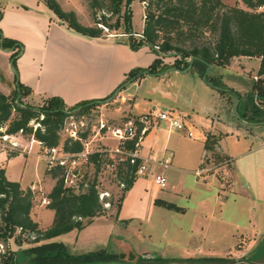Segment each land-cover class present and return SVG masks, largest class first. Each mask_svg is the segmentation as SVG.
Instances as JSON below:
<instances>
[{"label":"rangeland","instance_id":"rangeland-1","mask_svg":"<svg viewBox=\"0 0 264 264\" xmlns=\"http://www.w3.org/2000/svg\"><path fill=\"white\" fill-rule=\"evenodd\" d=\"M60 7L67 13L76 14L81 24L85 26H92L102 28L104 38H111L113 41H132L136 42L142 39L141 31L145 27V14L148 11L144 5V0H132L130 6L127 0H121L120 10L112 13L110 9V0H56ZM224 3L234 5L240 0H222ZM241 6H244L241 3ZM0 11L2 13V20L0 21V77L4 76L9 79L18 78L22 71L29 72L34 79L60 80L68 77L67 68L61 64L63 62V55L55 57L49 53L53 48V31H47L46 18L57 17V14L46 4L44 0H0ZM129 12L130 22L125 19L126 14ZM60 19V18H59ZM61 20V19H60ZM122 21V27L118 28V21ZM63 21V20H61ZM100 21H108L112 27H108ZM69 28L67 22L63 21ZM132 27L130 33H126V27ZM72 32H76L69 28ZM77 33V32H76ZM205 41H214V37L210 34L206 35ZM88 41L87 48L89 57L92 60L87 63L82 62V70L90 78H95L102 90L106 91L107 86L111 83L109 71L118 75L116 65H112L111 59L115 58L118 54L113 48L107 46V43L102 45L91 44L90 37H84ZM9 40L16 41L18 48H21V57L23 66L19 65V58L13 66V48L8 42ZM103 43L102 41H98ZM105 42V41H104ZM109 45V44H108ZM152 49V48H151ZM13 50V51H12ZM12 51V53H9ZM153 51V49H152ZM52 52V51H51ZM154 52V51H153ZM155 53V52H154ZM127 54L123 50L120 51L121 57L127 58ZM156 54V53H155ZM118 56V55H117ZM158 56V55H157ZM161 59L168 61V65H172L177 55L171 52L168 56H160ZM260 58L242 56L235 59L230 65L229 70L226 71L225 88L236 91L235 87H239L237 83L242 84V91L238 92L245 99L249 94L253 93V85L256 81L254 76L257 75L260 66ZM115 67V70H114ZM26 68V69H25ZM217 73L223 71L222 67L216 66ZM120 69V68H119ZM221 70V71H220ZM122 70L120 69V72ZM132 70L128 71L127 79H125L119 86L109 92L110 96L103 104L93 107L89 111L82 112L77 118L86 119L90 123L91 131L95 129L98 124V119L101 118V113L104 111L109 116L113 115L112 112L120 104L119 98L122 95L134 94L137 100L141 103L138 112L147 113L151 111L154 106L157 109H163L164 106H171V103L163 98V92L169 91L170 85L168 82L161 81L160 77H151L149 74L140 76L142 80L141 86H134L128 80ZM145 70L143 72H146ZM175 75V74H173ZM216 75V74H214ZM175 77H177L175 75ZM49 81V80H48ZM129 83V84H128ZM203 83L208 85L204 79ZM185 91H193L190 79H186L183 84ZM177 86V85H176ZM205 87V86H201ZM210 87V88H209ZM212 98H208L210 109L205 107L204 103L197 104V100H204V92L200 87L196 88V96L192 105H187L181 102L179 110L183 112L189 111L190 122L192 124V131L195 138L187 136L185 130H179L174 134L171 142L168 144L174 150V165L180 169H165L164 174L167 177V187L160 188L154 182V177L150 178L151 185L149 190L157 188L161 195L166 196L168 200L177 204L178 206H186L189 208L187 215L183 216L176 210L168 208H156L151 211L144 221L139 220H119L116 214L119 199L121 198V189L111 180L109 175H105V179L99 182L100 189H108L111 195L115 198V204L108 209L107 216H100L95 218L91 223L87 224L82 229H75L65 234L59 235L52 239V241L63 242L68 250L73 254H82L93 252L99 249H106L111 253H119L122 251L130 250L135 255L133 261H127L117 264H148L138 261V259L151 255L152 257H161L165 260L172 261L170 263H157L152 264H187V260L192 259L196 262L189 264H219L217 261L205 262L199 261L201 254L196 250L198 245H204L206 249V257H223L226 249L233 244L239 243L241 239L235 241L234 238L225 237L220 240H204L200 237L193 235L192 232H182L180 227L185 229L193 226L195 210L197 206L199 186L206 183L207 186H220L222 182H229L232 188L240 189V176L243 175L250 181L254 180L255 171L253 163L262 158L264 155V148H259L250 155H241V153L251 147H257L259 140L263 138L264 131L260 132L257 126H242L240 130L236 126L229 129L227 126L223 128L224 134L219 137L217 134L218 129L224 127L222 120L227 121L228 113L224 112L220 106V91L209 86ZM218 87V86H217ZM0 85V90L4 88ZM18 85L12 84L11 94L17 90ZM225 89L223 87H219ZM183 89V88H182ZM91 91L85 93L90 94ZM225 101L228 102L231 109V118L238 121L241 120L239 116V105L237 106V98L228 94L224 95ZM204 98V99H203ZM118 99V100H117ZM45 99L39 102H32L28 98L24 101L31 104H43ZM117 100V102H114ZM203 101V102H204ZM213 101V102H212ZM195 105V109H192ZM220 106V107H219ZM237 107V108H236ZM242 107V106H241ZM242 109V108H241ZM240 109V110H241ZM194 110V111H193ZM211 111H214L213 114ZM235 114V115H234ZM108 118V117H107ZM109 123L122 122L123 118L118 117L108 118ZM240 119V120H239ZM165 123V121H163ZM168 123V122H167ZM34 124V122H31ZM264 127V126H259ZM163 129V126L161 127ZM160 131L158 138L152 141L154 152L156 155H163L165 152L164 144L166 140V131ZM217 134L215 154H212V171L213 173L205 174L203 177L196 175V170L200 169L203 162V152L205 150L203 140L209 132ZM229 132V133H228ZM94 133V132H93ZM92 136L89 134V137ZM66 135H62V140ZM12 141L18 142L17 155L12 156L11 152L15 149L4 148L3 142L0 139V168L6 169L7 177L12 181H19L22 183L24 189L31 188L34 193V205L32 209V216L37 221L42 230L48 229L55 218V211L49 209L48 204H43L42 199L48 197V194L54 187L56 180L52 178L48 172L47 161L41 157L44 150L40 149L37 144L32 147L31 152H23L22 149L31 148V137L17 134L12 137ZM103 141H108L103 140ZM103 141H95L94 145H102ZM10 141L7 142L10 145ZM263 149V150H262ZM222 151L229 158L220 152ZM206 166H209L206 164ZM87 174V181L89 184L94 180V169L90 166L84 169ZM238 175V176H237ZM239 178V179H238ZM226 186V185H225ZM83 188L74 189L80 191ZM84 190V189H83ZM212 194V193H211ZM230 197L233 201V193L226 192L225 195ZM222 195V199H223ZM226 198V197H225ZM228 214L227 206H220L216 204V214L219 215L221 210ZM241 223L244 218H241ZM4 227V223L0 218V228ZM18 232L8 237L6 240H0V264H9L7 259L13 256L12 264H30L29 260L23 252L32 247L34 244L30 240L22 239V245L17 241ZM210 245V246H209ZM214 246V247H213ZM212 247L211 251L208 250ZM208 250V251H207ZM232 261H246L247 255L238 256L235 254H228L225 256ZM137 260V261H136Z\"/></svg>","mask_w":264,"mask_h":264},{"label":"trees","instance_id":"trees-1","mask_svg":"<svg viewBox=\"0 0 264 264\" xmlns=\"http://www.w3.org/2000/svg\"><path fill=\"white\" fill-rule=\"evenodd\" d=\"M57 16L68 23L69 28L77 33L90 37H103L102 28L85 26L80 23L76 14L65 12L56 0H44ZM132 0H127L130 6ZM148 2L146 21L142 39L130 41L131 48L138 50L143 45L150 46L158 55L152 65L147 68L149 74H159L172 67L178 70H186L195 59L191 70L204 77L208 65L213 67H226L242 56L258 57L261 59L257 75L258 81L254 82L253 93L245 99L240 93H235L239 99V116L242 119L258 122L264 121V0H240L234 5L224 3L222 0H144ZM241 3L244 6H241ZM121 0H110V11L116 13L120 10ZM2 13L0 11V20ZM125 19L130 22L129 12ZM122 21H118L117 27H122ZM100 23L112 27L108 21ZM132 27H126V33H130ZM210 34L214 41H205ZM13 48V66L21 53V48L16 41L8 42ZM176 53L177 58L172 65L163 62L160 56H168ZM145 69L136 68L130 73L128 80L138 79ZM132 79V80H133ZM208 81L218 87L225 85L216 81L210 74ZM32 93L30 87L18 83V88L11 95L0 92V139L4 134L34 137L43 141L47 147L63 145L68 153H77L84 149V144L79 140L65 138L62 140L61 130L65 121L71 115L79 117L82 112L89 111L102 101H82L73 107H68L61 98L49 97L43 104L26 103L24 100ZM224 94L234 96L232 92L223 91ZM255 94L259 101L256 103ZM20 97L19 103L17 102ZM242 106V107H241ZM242 108V109H241ZM241 109V110H240ZM243 110H245L243 112ZM34 122V124H31ZM37 125V126H35ZM87 138L88 133H82ZM214 142L208 141L207 148L214 149ZM17 151L11 155L16 156ZM94 160H97L94 158ZM101 164L95 161L96 175L100 171ZM137 165L126 164L125 169L119 173V178L126 183L121 190L116 214L121 210L123 200L138 178L136 176ZM56 183L48 199V208L55 211L52 225L42 230L32 216L34 205V193L31 188L24 189L19 181H12L6 175V169L0 168V218L4 227L0 228V240H6L18 232L17 241L22 245V239L26 238L34 245L26 249L23 254L30 264H117L135 259L130 250L119 253H111L106 249L93 252L73 254L63 242L52 241L55 237L75 229H82L95 218L107 216L108 209L100 200L99 189L96 187L97 178L87 187L75 191L65 185V168L55 166L48 170ZM111 207L115 204V198H110ZM157 205L165 208L184 211L175 203L157 199ZM13 256H9L7 263L12 264ZM217 261L219 264H236V261L225 257H206L199 261ZM137 261V260H136ZM143 263L152 264L170 263L161 257L138 259ZM196 260L189 259V264ZM247 264V263H239Z\"/></svg>","mask_w":264,"mask_h":264},{"label":"crops","instance_id":"crops-1","mask_svg":"<svg viewBox=\"0 0 264 264\" xmlns=\"http://www.w3.org/2000/svg\"><path fill=\"white\" fill-rule=\"evenodd\" d=\"M45 21L47 24V31L49 32V30L52 29L54 35V38L52 39L54 46L49 51V53L55 57L64 54L63 62L61 65L64 68H67L68 77L66 79H60L56 81L48 78L49 81H46L42 78L34 79L32 75L29 74V72L22 71L20 77L18 78L9 79L4 76L0 77V85L4 88V91L0 90L1 93L5 95H11L12 84L17 86L18 83L21 82L31 88L32 93L27 98L32 102H39L42 99H47L53 96L61 98L68 107H73L82 101H102V99L107 98V96L105 95H108L110 91L115 89L125 79H127L128 71L136 68H142L146 70L158 57L157 54H155L152 51L151 47L148 45H143L138 50H134L131 48V45L128 41H113V39L111 38L104 37L94 38L93 40L90 39L92 42L91 44L102 45L104 43H107V46L113 48L118 53V56L116 55L115 58L111 59L112 65L117 66L116 70L114 67V70L118 71V75L113 72V68L111 72L109 71L111 83L107 86V90L104 91L102 90L104 88L97 84L95 78L88 77L85 72L81 69L83 59L85 63L92 60V58L89 57L87 51V48L89 46H87V39H84L85 36L76 32H72L65 25V23H63V21H61L57 17H50L48 19L46 18L44 22ZM141 32H143V30ZM98 41H102L103 43H99ZM121 50H123L125 53H128L127 58L121 57V55H119ZM12 51H10L9 53H12ZM18 58L19 65L22 68L23 61L21 55ZM165 59L164 61L167 64L168 61H166ZM119 68L122 70L121 72ZM229 68L230 65L222 67L221 70L223 69V71L220 70L221 72L217 73V68L212 66L209 75L212 74L218 82H221L223 84L224 82L227 83L225 73L227 70H229ZM182 71L185 70L178 71L175 70L174 67H172L159 74H149V72L146 71L140 74V76L149 74L151 77L158 76L160 77L161 81L168 82V85H170V87L172 88H170L169 91L163 92V98L169 103H171V106L166 105L163 109L170 110L173 113L181 116L183 121L187 124L188 128L192 130V124L189 120V111L183 112L179 110L178 107L180 103L184 102L189 106L192 105L196 96V88L198 87L203 90L204 98L206 99L205 101L198 99L197 104L204 103L205 107L207 109H210V107H208L210 101L208 100V98H210L209 96L214 98V96L210 94V92L208 91L209 89H206L210 85H205L203 83L204 77H201L198 72L192 71L191 68L186 72ZM173 74H175L177 77H175V75ZM186 79H190L191 81V86L193 89V91L191 92L184 90L183 84ZM141 83L142 80L140 79V77L138 79H133L130 82V84L136 87L141 86ZM237 85L239 87H235L236 91H242V84L237 83ZM218 90L220 91L219 105L222 106L224 112L228 113L227 121L222 120V125L224 127H222V129H218L217 134H219V137H221L225 133L223 131V128H225L226 126L229 129L236 126L240 130L243 129V125L246 126L247 129H249L248 126H257L258 128H260V132L264 131V127H259L264 126V121L251 122L241 118V120L239 119L240 121H238L237 123V120L235 118H231L230 105L227 101H225L226 97H224L225 94L223 93V91L232 92L236 98L237 95L235 93L237 92L232 91L228 88ZM89 91H91L92 93L85 94ZM117 100H115L114 102H117ZM119 101L120 104L112 112V116H109L104 111L101 113V117H103L104 120L109 122L108 118H112V120H115L114 118L118 117H122V120H126L130 116H138L143 114L141 112H138L141 103L137 100V97L134 94H123L122 98H119ZM104 102H102L101 104H103ZM192 107V109H195V105ZM153 108H156V106H154ZM244 111L245 110H243V112ZM211 112L215 114L214 111ZM162 126L163 129H161ZM158 130L166 131V140L163 148L165 149V152L170 151L173 153L174 156V150L170 148V145L168 143L171 142V139L173 138L174 134H177V132H179V130L181 129L171 128L167 122L164 123L163 121H161L158 124L153 125L149 134L147 135V138L145 139L143 148L141 150V155L143 157L155 154L152 141L158 138V134L160 132ZM184 134L188 136L187 129L185 130ZM217 134H213L212 131H210L209 134L205 136L202 142L204 148L209 151V166H212V154H215L214 151H216V148H207L206 143L208 141H213L214 144H216L218 137L215 136ZM103 143L108 145H114L115 141L108 140L103 141ZM259 148H264V136L259 140V145L257 147L248 148L244 150L241 155L253 154V152H255V150ZM220 152L226 157V154H224L222 151ZM261 157L262 158H259L258 161L253 163L255 171L253 181H250L243 175L240 176L241 190L232 188L229 182L225 183L226 186L222 182V184L217 187L207 186L206 183H204V185H200L198 188L199 193L197 206L194 213L195 216L193 226L186 229L181 226L180 230L182 232H192L193 235H196L204 240L216 241L224 239L225 237H232L235 241L241 239L239 243L229 246L228 249H226V253L224 255L226 256L228 254H235L241 257L247 255L246 261H248L249 263L264 264V155H261ZM228 159L229 158L226 157V160ZM174 168L180 169L179 167L174 165L173 159V163L170 169ZM161 170L162 169L152 165L150 167V171L147 174L139 176L136 179L133 186L127 192L123 200L121 210L117 215L119 220L144 221L147 218L148 214L154 209L165 208L155 203L157 199L166 202H171L166 198V196L161 195V193L158 192L157 188L151 191L149 190L151 185L150 178H153L154 174ZM226 192L233 193V201H230L229 194L225 195ZM222 195L224 197L223 199ZM218 203L220 204V206H224V208L227 206V210H230V212L228 214H225L222 208L221 213L217 215L216 204ZM180 207H182L184 211L177 212H179L183 216L187 215L189 212V208L186 206ZM241 218H244L243 223H241ZM211 249L212 247L208 248V250L210 251ZM196 250L200 253H203L201 254L200 258H206L205 255H214L205 254L204 251L206 249L204 248V245L201 244L196 247Z\"/></svg>","mask_w":264,"mask_h":264},{"label":"built area","instance_id":"built-area-1","mask_svg":"<svg viewBox=\"0 0 264 264\" xmlns=\"http://www.w3.org/2000/svg\"><path fill=\"white\" fill-rule=\"evenodd\" d=\"M147 7L148 2L144 1ZM146 18V14H145ZM254 79L258 81L259 76L255 75ZM256 103L259 105L257 94H255ZM71 115L65 121L64 127L61 130V135H66V138L72 140H79L84 144V149L77 153H68L64 150L63 145L55 147H47L46 144L31 137V148L22 149L23 152H31L32 147L37 144L44 152L41 155L47 161L48 170L55 166H62L65 168V185L71 189H80L87 187V174L84 170L91 167L95 170V161L101 164L100 171L96 175L94 171V179L97 178L96 187L99 189L100 200L106 208H111V192L108 189H100L99 182L105 179V175H109L111 180L122 190L126 187V183L119 178L121 170L125 169L126 164L137 165L136 176H143L150 171V167L154 165L162 170L168 169L173 163V153L166 151L163 155L158 156L151 154L143 157L141 150L147 135L149 134L153 125L161 121L168 122L171 128L187 129L190 137H195L194 132L188 128L187 124L183 121L181 116L173 113L167 109H152L151 111L138 115L130 116L126 120L119 123L110 124L103 117L98 119V124L95 129L90 127V123L86 119ZM37 126V125H35ZM88 133L87 138L82 136V133ZM92 136L89 137V134ZM94 132V133H93ZM21 134V132H20ZM15 135L4 134L1 138L4 148L17 150L18 142L12 141ZM113 140L114 145L102 143V145H94V142L103 140ZM10 141V145L7 142ZM203 162L200 169L196 170L198 177H203L207 173H211L212 167L206 166L209 159V151L207 149L203 152ZM97 159V160H94ZM159 171L154 174V182L160 188L167 187V177L164 171ZM94 181V180H93ZM92 181V182H93ZM43 204H49L48 197L42 199Z\"/></svg>","mask_w":264,"mask_h":264},{"label":"water","instance_id":"water-1","mask_svg":"<svg viewBox=\"0 0 264 264\" xmlns=\"http://www.w3.org/2000/svg\"><path fill=\"white\" fill-rule=\"evenodd\" d=\"M194 61H195V59L191 60V65H190V67H189L187 70H189V69L192 67ZM211 68H212V65L209 64V65H208L207 72H206V74H205V76H204V81H205L207 84H209L210 86H212V87H215V88H217V89H221V88L215 86L214 84H212L210 81H208V76H209V73H210V71H211ZM174 69H175V70H178V69H176V68H174ZM187 70L182 71V72H186ZM178 71H181V70H178ZM237 99H238V98H237ZM19 100H20V97H19L18 100H17L18 103H19ZM238 105H239V99H238L237 106H238ZM236 108H237V107H236ZM146 257H147V258H152L151 255L146 256ZM241 262H243V263H247V264H251V263H249L248 261H239V262H236V264H239V263H241Z\"/></svg>","mask_w":264,"mask_h":264}]
</instances>
